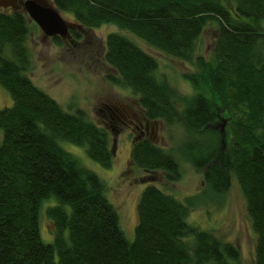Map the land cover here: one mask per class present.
<instances>
[{
	"label": "trees",
	"instance_id": "16d2710c",
	"mask_svg": "<svg viewBox=\"0 0 264 264\" xmlns=\"http://www.w3.org/2000/svg\"><path fill=\"white\" fill-rule=\"evenodd\" d=\"M51 2L84 28L114 24L195 66L185 74L194 92L183 94L132 38L106 37L105 60L117 71L108 80L129 88L148 120L183 127L179 152L204 172L205 191L221 197L237 179L256 235L254 264H264V0ZM209 24L216 39L208 59L197 51ZM30 34L23 9H0V84L13 98L0 108V264H240L236 244L188 221L197 195L183 202L155 184L141 194L135 239L128 240L106 182L61 144L84 146L111 167L110 134L84 109L66 110L33 82ZM222 115L227 125L219 131ZM131 160L146 178L182 177L176 154L145 136L133 140ZM53 198L45 213L54 240L46 242L41 211Z\"/></svg>",
	"mask_w": 264,
	"mask_h": 264
},
{
	"label": "rangeland",
	"instance_id": "374dc122",
	"mask_svg": "<svg viewBox=\"0 0 264 264\" xmlns=\"http://www.w3.org/2000/svg\"><path fill=\"white\" fill-rule=\"evenodd\" d=\"M0 9L10 10L1 3ZM61 13L66 20L75 22L71 13ZM29 23L31 34L28 45L32 55L29 76L33 82L55 98L66 110L74 112L78 108L84 109L92 120L106 127L110 134L112 146L114 144V159L111 167H105L93 160L84 146L68 141H61V144L84 166L95 171L106 182L108 197L118 210L120 225L128 240L135 239L137 203L141 194L149 184H155L183 202L189 196L197 195L195 199L198 205L190 209L188 221L236 244L242 252L240 264H254L256 235L237 179L233 178L230 190L221 197L211 196L205 191L204 172L198 171L179 152V146L186 137L183 127L177 124L168 125L164 120L149 121L132 91L108 80L107 76L117 71L105 60L106 37L110 32H119L132 38L158 58L159 76L166 78L183 94L194 92L185 74L194 71L195 66L157 50L137 35L114 24H103L98 28H92L89 36L84 40L87 46H89L88 40H94L96 45L97 42L100 43L102 50L99 55L97 52L83 53L86 48L72 49L65 42L58 44L53 37H45L42 29L30 17ZM215 39V25L209 24L199 40L197 52L209 59L214 50ZM12 104L11 94L0 84V108ZM107 105L119 110L121 121L111 117ZM147 123L150 132L144 136L176 154L182 169L181 179L169 181L162 172L155 173L157 175L155 178H146V172L133 164L131 160L133 140L139 135V127L144 130ZM226 125L227 118L222 115L217 129L223 131ZM153 126L154 132H152ZM2 137L3 132L0 129V143ZM50 200H45V206L41 211V233L46 242L54 240L51 222L45 209L47 205L56 203L57 200L55 198Z\"/></svg>",
	"mask_w": 264,
	"mask_h": 264
},
{
	"label": "water",
	"instance_id": "95a60500",
	"mask_svg": "<svg viewBox=\"0 0 264 264\" xmlns=\"http://www.w3.org/2000/svg\"><path fill=\"white\" fill-rule=\"evenodd\" d=\"M21 5L29 17L39 25L45 37L68 38L71 35L70 30L72 28H84L76 22L66 20L61 11L51 1L22 0Z\"/></svg>",
	"mask_w": 264,
	"mask_h": 264
},
{
	"label": "flooded vegetation",
	"instance_id": "af4514ba",
	"mask_svg": "<svg viewBox=\"0 0 264 264\" xmlns=\"http://www.w3.org/2000/svg\"><path fill=\"white\" fill-rule=\"evenodd\" d=\"M21 1L22 0H18V1H14V0H2L0 3L2 4L3 7L7 8V9H23L22 5H21ZM76 29L77 31H80L81 36H77L72 30ZM89 31H91L90 28H83V29H79V28H72L70 30L71 35L68 38H63L64 42L67 43L70 48L74 49L76 48L77 50H83L84 48H86L85 50H83V53L86 52H90V53H99L102 50V47L100 45V43L97 42V45L94 43V40H88L87 42L89 43V46H87L86 44H84V40L86 38V36H89ZM100 60V59H99ZM108 111L109 114L111 115V117L115 120H120V115L118 114L119 110L117 108H113L111 106H108ZM151 121V120H149ZM153 122V121H152ZM155 122V121H154ZM155 128L154 126L152 127V132H154ZM147 132H150L149 129V124L147 123V126L145 127V129H141L139 127V135L138 136H144L146 135Z\"/></svg>",
	"mask_w": 264,
	"mask_h": 264
}]
</instances>
